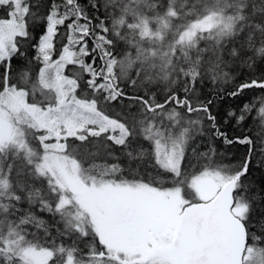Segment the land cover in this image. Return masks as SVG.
Returning a JSON list of instances; mask_svg holds the SVG:
<instances>
[{
	"label": "snow or ice",
	"instance_id": "obj_1",
	"mask_svg": "<svg viewBox=\"0 0 264 264\" xmlns=\"http://www.w3.org/2000/svg\"><path fill=\"white\" fill-rule=\"evenodd\" d=\"M140 3L0 0V264H264V187L248 181L264 167V75L216 90L241 103L213 112L197 86L222 56L156 63L139 25L121 30ZM247 26L230 55L264 64V22ZM169 72L178 86L158 92Z\"/></svg>",
	"mask_w": 264,
	"mask_h": 264
},
{
	"label": "trees",
	"instance_id": "obj_2",
	"mask_svg": "<svg viewBox=\"0 0 264 264\" xmlns=\"http://www.w3.org/2000/svg\"><path fill=\"white\" fill-rule=\"evenodd\" d=\"M85 9L89 8V0H79ZM260 3V0H247L248 8L243 11L244 0H141L136 8L138 15H128L125 17L126 24L121 29L123 33H128L127 23L139 25L131 32L138 42L142 41L144 48L149 54L155 52L156 63L167 64L172 61L179 67L184 63V57L177 52L176 58L173 57V49H180L181 52H187L195 61L202 55L201 50H205L213 58L222 56L218 73L215 80L209 82L206 78L202 85H198V95L201 100L214 99L213 112L223 114L230 107H239L241 101L231 98L221 99L215 95L216 90H230L234 87L233 78L243 76L245 78L264 75V64L257 58L248 67L241 65V58H234L230 55L233 47L239 46L240 42L246 37L248 32L253 31L248 27L249 21L264 22V15L257 14L252 16L253 3ZM89 15H95L89 12ZM246 15L247 19L239 20L237 17ZM120 12L117 9L116 18H119ZM232 19H229V18ZM214 18L216 24L206 26L210 19ZM230 26V27H226ZM243 28V33H240ZM192 35L195 33L196 47L190 48L184 44L176 43L181 36ZM259 37V34H257ZM187 39V36H185ZM91 46V43H90ZM191 66V65H189ZM137 69L135 67L128 70V77L134 78ZM179 80L175 72H169L168 79L156 78L151 85L158 92L170 87H176ZM132 91L131 88L125 89ZM259 95V90L247 95ZM130 102L127 100L115 102L111 105L110 111L113 114L129 111ZM134 114V112L130 113ZM207 127V125H206ZM209 143L208 138H201L194 145L197 149L205 150ZM104 158L98 157L97 163L102 162ZM240 154L235 149L232 150L230 158L226 163H238ZM254 188L259 190L264 187V167L259 165V158L253 163L251 173L248 176Z\"/></svg>",
	"mask_w": 264,
	"mask_h": 264
},
{
	"label": "rangeland",
	"instance_id": "obj_3",
	"mask_svg": "<svg viewBox=\"0 0 264 264\" xmlns=\"http://www.w3.org/2000/svg\"><path fill=\"white\" fill-rule=\"evenodd\" d=\"M211 24H213V25L216 24L214 18L210 19V21H208V22L206 23V26L211 25Z\"/></svg>",
	"mask_w": 264,
	"mask_h": 264
}]
</instances>
